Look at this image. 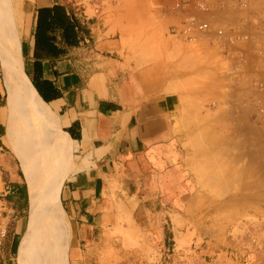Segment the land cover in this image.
Segmentation results:
<instances>
[{"label":"rangeland","instance_id":"obj_1","mask_svg":"<svg viewBox=\"0 0 264 264\" xmlns=\"http://www.w3.org/2000/svg\"><path fill=\"white\" fill-rule=\"evenodd\" d=\"M58 1L73 4L79 11V0ZM80 1L90 13L99 9L105 15V25L111 26L108 33L120 35V52L127 59L147 66L161 62L171 74H186L173 89L181 94V107L173 116L170 157L159 166L158 201L170 213L163 222V237L157 239L155 231L150 236L122 210L117 225L103 234L96 256L83 264H264V109L259 107L264 101V83L238 84L227 61L210 58V53L202 56L201 51L191 56L195 43L171 33L178 21L170 10L175 0ZM207 4V12L197 13L212 15L218 37L228 30L233 39V24L264 29V0H207ZM28 9L26 1L17 0L14 5L13 0H0V42L11 15L18 17L23 31ZM26 120L14 123L12 145L18 160L21 152L34 155L33 160L39 158L37 144L32 142L35 138L41 152L45 141L55 150L48 121ZM69 156L71 166L72 148ZM40 161L37 170L44 165ZM154 165L144 159L130 165L127 182L137 175L146 176ZM27 224L13 245L14 259L8 264H20L19 248Z\"/></svg>","mask_w":264,"mask_h":264},{"label":"crops","instance_id":"obj_2","mask_svg":"<svg viewBox=\"0 0 264 264\" xmlns=\"http://www.w3.org/2000/svg\"><path fill=\"white\" fill-rule=\"evenodd\" d=\"M25 1L29 9L24 12L28 18L20 33L22 73L52 123L55 150L52 145L51 148L61 171L58 202L68 228V264H83L85 259L94 258L103 234L117 225L122 210L141 229L160 240L163 222L170 213L158 201L162 177L159 166L162 159L170 157L168 142L172 137L173 116L181 107V94L173 89L186 74H171L161 62L147 66L127 59L120 52V35L108 33L111 26L105 25V15L99 9L90 13L88 6L79 0V12L90 21L92 39L72 48L54 65L43 62L42 77L54 89L45 90L50 99L47 102L29 78L35 69L32 56L35 9L58 0H21ZM16 2L13 0L14 5ZM196 15L207 20L211 27L207 32L194 34L189 41L195 43L190 55L197 56L195 51H201L202 56L210 53V58L227 61L238 84L250 85L257 80L264 83V29L233 24L230 26L233 39L228 30L218 37L212 15ZM4 82L0 61V221L8 223L14 217L6 240V243L9 240L8 264L14 259L13 245L26 227L29 205L26 182L12 145L14 130L11 131L13 123ZM53 94L56 97L50 98ZM71 148L74 158L70 166ZM140 159L157 167L154 165L146 176L137 175L127 182L131 173L127 167ZM129 183L134 192L129 191ZM4 186L7 190L2 196ZM140 188L145 189L135 192Z\"/></svg>","mask_w":264,"mask_h":264},{"label":"bare ground","instance_id":"obj_3","mask_svg":"<svg viewBox=\"0 0 264 264\" xmlns=\"http://www.w3.org/2000/svg\"><path fill=\"white\" fill-rule=\"evenodd\" d=\"M9 19V24L0 42V61L4 74V85L7 89V107L13 123L11 131L14 130V123L17 119L26 118V121L33 122L37 117L48 121L46 124L49 123L51 130L48 134L52 136V123L48 111L22 73L19 41L22 25L15 15H11ZM23 137L21 133V142L24 140ZM32 142L37 144L35 146L36 156L42 157L44 165L37 170L35 165L40 166L39 158V160H33L34 155L31 157L25 156L22 152L18 153L27 186L29 204L27 231L19 248L20 264H67L65 252L68 228L62 218V209L58 202L61 171L57 166L58 162L51 144L45 141L44 151L41 152L37 148L41 146L38 144L39 141L35 138Z\"/></svg>","mask_w":264,"mask_h":264},{"label":"trees","instance_id":"obj_4","mask_svg":"<svg viewBox=\"0 0 264 264\" xmlns=\"http://www.w3.org/2000/svg\"><path fill=\"white\" fill-rule=\"evenodd\" d=\"M86 20L77 8L70 3L55 1L53 4L35 9L33 28L34 71L29 75L39 94L48 102L45 90L54 91L42 77V64L47 61L54 65L65 57L72 48L90 42L92 39ZM55 93V92H53ZM53 94L50 98H55ZM72 137L77 138L70 132Z\"/></svg>","mask_w":264,"mask_h":264},{"label":"built area","instance_id":"obj_5","mask_svg":"<svg viewBox=\"0 0 264 264\" xmlns=\"http://www.w3.org/2000/svg\"><path fill=\"white\" fill-rule=\"evenodd\" d=\"M209 6L207 0H175L170 6V10L173 14L178 16V21L172 26L171 33L177 38L184 40H192L196 32H207L210 29V25L205 20H200L197 17V12H207ZM217 34L221 35L222 30H218ZM260 88L261 85L259 84ZM261 109H264V101L259 104ZM7 190V186H4L1 195L3 196ZM12 220L8 223L0 221V264L6 263V240L10 234L12 227Z\"/></svg>","mask_w":264,"mask_h":264}]
</instances>
